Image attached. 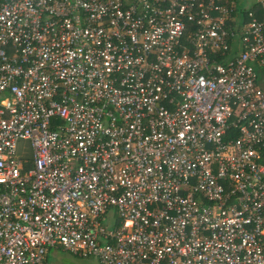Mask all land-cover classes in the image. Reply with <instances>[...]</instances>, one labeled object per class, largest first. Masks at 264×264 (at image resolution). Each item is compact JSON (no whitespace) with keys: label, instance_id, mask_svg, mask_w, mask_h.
Segmentation results:
<instances>
[{"label":"built area","instance_id":"1","mask_svg":"<svg viewBox=\"0 0 264 264\" xmlns=\"http://www.w3.org/2000/svg\"><path fill=\"white\" fill-rule=\"evenodd\" d=\"M256 5L0 0V264H264Z\"/></svg>","mask_w":264,"mask_h":264},{"label":"rangeland","instance_id":"2","mask_svg":"<svg viewBox=\"0 0 264 264\" xmlns=\"http://www.w3.org/2000/svg\"><path fill=\"white\" fill-rule=\"evenodd\" d=\"M236 7L239 10L258 11L256 0H235ZM244 14V13H243ZM19 151L24 152L26 155H32V148L30 143L21 142L18 144ZM119 216L115 209H111L105 219L102 220V225L107 226L110 229L114 228L115 220ZM47 263L49 264H98V261L94 258H79L71 255L69 252L62 251V249L51 248L46 252Z\"/></svg>","mask_w":264,"mask_h":264},{"label":"crops","instance_id":"3","mask_svg":"<svg viewBox=\"0 0 264 264\" xmlns=\"http://www.w3.org/2000/svg\"><path fill=\"white\" fill-rule=\"evenodd\" d=\"M235 1V0H234ZM21 142H27V141H20L19 143H21ZM18 143V144H19ZM17 155L20 157V158H23V159H26V160H28V159H30V157H31V155L29 154V155H26L24 152H21V151H19V148L17 147Z\"/></svg>","mask_w":264,"mask_h":264},{"label":"trees","instance_id":"4","mask_svg":"<svg viewBox=\"0 0 264 264\" xmlns=\"http://www.w3.org/2000/svg\"><path fill=\"white\" fill-rule=\"evenodd\" d=\"M238 11L241 12L242 14L245 13L244 10H239V9H238Z\"/></svg>","mask_w":264,"mask_h":264}]
</instances>
